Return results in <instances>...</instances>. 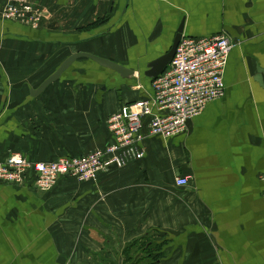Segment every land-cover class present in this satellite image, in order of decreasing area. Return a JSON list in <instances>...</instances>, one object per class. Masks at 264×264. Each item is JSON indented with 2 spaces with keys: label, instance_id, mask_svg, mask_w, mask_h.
Here are the masks:
<instances>
[{
  "label": "crops",
  "instance_id": "obj_1",
  "mask_svg": "<svg viewBox=\"0 0 264 264\" xmlns=\"http://www.w3.org/2000/svg\"><path fill=\"white\" fill-rule=\"evenodd\" d=\"M35 1L39 29L0 20V161L104 148L108 118L153 96L145 73L183 22V36L225 34L236 46L225 96L184 134L165 140L145 130L140 161L94 182L62 178L47 193L33 176L0 183V264H124L128 251L146 258L147 240L157 264H264V0ZM77 53L136 77L84 58L31 96ZM179 177L189 185L178 187Z\"/></svg>",
  "mask_w": 264,
  "mask_h": 264
},
{
  "label": "built area",
  "instance_id": "obj_2",
  "mask_svg": "<svg viewBox=\"0 0 264 264\" xmlns=\"http://www.w3.org/2000/svg\"><path fill=\"white\" fill-rule=\"evenodd\" d=\"M2 18L38 29L44 12L31 0H8ZM234 48V41L225 34L183 36L171 64L153 80V96L137 100L108 118L109 144L80 158L62 157L48 163L29 164L19 157L10 158L0 162V183L23 186L32 175L36 188L47 193L62 178L94 182L103 171L140 161L145 156V130L148 136L165 140L184 134L193 118L225 96V73ZM190 180L179 177L176 185L185 187Z\"/></svg>",
  "mask_w": 264,
  "mask_h": 264
},
{
  "label": "water",
  "instance_id": "obj_3",
  "mask_svg": "<svg viewBox=\"0 0 264 264\" xmlns=\"http://www.w3.org/2000/svg\"><path fill=\"white\" fill-rule=\"evenodd\" d=\"M183 33H184V22L181 24L178 33L174 39L173 45L171 49L169 50L168 53H166L164 56L160 57L159 59L153 61L149 66H148V72L145 73V76L150 79L151 81L157 79L160 77L164 71L168 68V66L171 64L172 60L174 59L178 46L183 38ZM90 59L96 63H98L102 68H106L108 70L114 71L120 75V77L127 81L131 82L135 77H136V72L127 69L126 67L116 64L115 62L106 60L96 57L91 54H86V53H77L72 56H70L66 61L59 67V69L51 75L44 83L39 86L37 90H32L31 91V96L32 97H39L42 95L46 89L51 86L53 83L57 82L60 80L61 76L71 68L72 65L75 64L80 59Z\"/></svg>",
  "mask_w": 264,
  "mask_h": 264
},
{
  "label": "trees",
  "instance_id": "obj_4",
  "mask_svg": "<svg viewBox=\"0 0 264 264\" xmlns=\"http://www.w3.org/2000/svg\"><path fill=\"white\" fill-rule=\"evenodd\" d=\"M152 245L153 243L147 240L146 244L144 245L146 249H143L144 252L146 253V256H145L146 258L144 260L143 259L134 260L132 256L129 255V251L128 253L126 252L127 257L124 261L125 262L124 264H157V261L159 260V255L152 256L153 252L156 251L155 249H153ZM150 247H152V249H150Z\"/></svg>",
  "mask_w": 264,
  "mask_h": 264
},
{
  "label": "rangeland",
  "instance_id": "obj_5",
  "mask_svg": "<svg viewBox=\"0 0 264 264\" xmlns=\"http://www.w3.org/2000/svg\"><path fill=\"white\" fill-rule=\"evenodd\" d=\"M7 2H8V0H0V20L3 19V18H2V13H3V10H4L5 7H6ZM31 2H32L35 6H37L39 10L42 11V8H41V6H40L39 3H37L35 0H31ZM44 18H45V17H44ZM4 21H5V20H4ZM43 22H44V20H43ZM43 22H42V24H43ZM42 24H40V27H41ZM40 27H39V28H40ZM39 28H38V29H39ZM234 43H235V42H234ZM237 44H238V43H237ZM235 46H236V43H235ZM145 77H146V76H145ZM146 78H147V77H146ZM147 79H148V78H147ZM112 80H114V79H112ZM83 156H84V155H81V156H73V157H78V158H80V157H83ZM16 157H19V158L23 159L24 161L26 160L29 164L48 163V162H30V161H28L26 158H24L23 155L21 156V154H12V155L8 156V158H6L4 161H0V162H6L8 159H10V158L12 159V158H16ZM49 162H53V161H49ZM29 177H32V175L26 177V179H25V183L27 182V179H29ZM33 180H34V176H33ZM33 185H34V183H33ZM34 187L36 188L35 185H34ZM36 190H38L39 192L46 193V192L41 191V190H39V189H37V188H36ZM151 237H153V235H152V233H149V238L151 239Z\"/></svg>",
  "mask_w": 264,
  "mask_h": 264
}]
</instances>
